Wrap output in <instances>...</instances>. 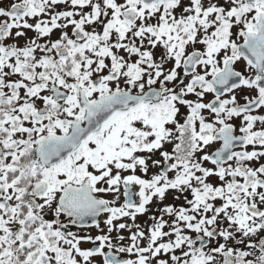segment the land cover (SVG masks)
I'll return each mask as SVG.
<instances>
[{"label":"snow or ice","instance_id":"1","mask_svg":"<svg viewBox=\"0 0 264 264\" xmlns=\"http://www.w3.org/2000/svg\"><path fill=\"white\" fill-rule=\"evenodd\" d=\"M0 264H264V0H0Z\"/></svg>","mask_w":264,"mask_h":264},{"label":"flooded vegetation","instance_id":"2","mask_svg":"<svg viewBox=\"0 0 264 264\" xmlns=\"http://www.w3.org/2000/svg\"><path fill=\"white\" fill-rule=\"evenodd\" d=\"M166 147H168V148L170 149L171 146H166ZM138 188H139V186H135V191L138 192ZM168 202H171V201L169 200ZM181 202H182V201L177 202V203H181ZM146 219H147V217H138V221L141 222V223H142L144 220H146ZM93 234H95V230H93Z\"/></svg>","mask_w":264,"mask_h":264},{"label":"rangeland","instance_id":"3","mask_svg":"<svg viewBox=\"0 0 264 264\" xmlns=\"http://www.w3.org/2000/svg\"><path fill=\"white\" fill-rule=\"evenodd\" d=\"M29 35H31V33H29Z\"/></svg>","mask_w":264,"mask_h":264}]
</instances>
